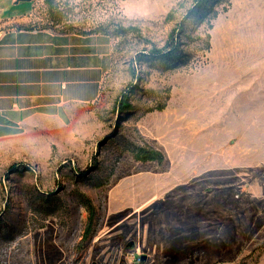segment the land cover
Instances as JSON below:
<instances>
[{
	"label": "rangeland",
	"instance_id": "1",
	"mask_svg": "<svg viewBox=\"0 0 264 264\" xmlns=\"http://www.w3.org/2000/svg\"><path fill=\"white\" fill-rule=\"evenodd\" d=\"M16 2L112 72L96 118L0 142V264H264V0Z\"/></svg>",
	"mask_w": 264,
	"mask_h": 264
},
{
	"label": "crops",
	"instance_id": "2",
	"mask_svg": "<svg viewBox=\"0 0 264 264\" xmlns=\"http://www.w3.org/2000/svg\"><path fill=\"white\" fill-rule=\"evenodd\" d=\"M16 6L10 11L28 12ZM2 21L0 142L96 118L112 72L109 36Z\"/></svg>",
	"mask_w": 264,
	"mask_h": 264
},
{
	"label": "trees",
	"instance_id": "3",
	"mask_svg": "<svg viewBox=\"0 0 264 264\" xmlns=\"http://www.w3.org/2000/svg\"><path fill=\"white\" fill-rule=\"evenodd\" d=\"M149 56L157 57V58L159 57L160 60H166V59H173L174 53H169L167 55L162 56L160 52L154 51ZM126 100H127V93H124L121 99L118 101V106L121 105L122 109L126 108L128 104Z\"/></svg>",
	"mask_w": 264,
	"mask_h": 264
},
{
	"label": "water",
	"instance_id": "4",
	"mask_svg": "<svg viewBox=\"0 0 264 264\" xmlns=\"http://www.w3.org/2000/svg\"><path fill=\"white\" fill-rule=\"evenodd\" d=\"M31 0H17L16 2V5L20 4L21 2H30ZM134 246V243H130L128 245V248H132ZM143 262H145L147 260V257L146 256H143L142 259H141Z\"/></svg>",
	"mask_w": 264,
	"mask_h": 264
}]
</instances>
